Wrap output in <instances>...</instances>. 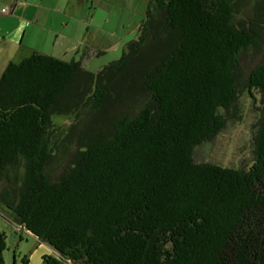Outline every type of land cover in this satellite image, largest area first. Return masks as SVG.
Returning <instances> with one entry per match:
<instances>
[{"label":"trees","instance_id":"obj_1","mask_svg":"<svg viewBox=\"0 0 264 264\" xmlns=\"http://www.w3.org/2000/svg\"><path fill=\"white\" fill-rule=\"evenodd\" d=\"M236 15L234 0H151L138 39L97 73L40 52L8 65L0 203L56 250L46 264H264V109L248 170L193 155L243 89L264 95V60L245 86L240 66L258 24ZM55 115L82 134L52 180ZM7 249L0 231V264Z\"/></svg>","mask_w":264,"mask_h":264},{"label":"rangeland","instance_id":"obj_2","mask_svg":"<svg viewBox=\"0 0 264 264\" xmlns=\"http://www.w3.org/2000/svg\"><path fill=\"white\" fill-rule=\"evenodd\" d=\"M150 1L48 0L51 11L49 13L54 17L56 25L50 43L43 41L41 47H46L45 54L68 62H81L88 71L97 73L108 64L119 60L127 51V46L138 39L139 28L147 14ZM234 3L237 22L250 25L252 20L255 21L260 38L258 47L241 54L240 66L245 77V86L246 77L264 60V0H234ZM74 20L77 26L70 25ZM88 27L92 28L88 31ZM95 34L96 47L84 45V39L89 40ZM99 51L103 53L99 54ZM31 55H25L16 62ZM2 72L3 69L0 68V78ZM263 109L264 95L257 89H243L233 111L234 117L228 122L225 130L212 142L194 150L196 162L242 170L251 168L255 162ZM53 121L56 125V158L49 166L48 172L52 180H56L72 165L80 150L82 133L71 132L73 117L55 115ZM0 211V231L8 235V249L4 258L7 264H21L23 257H32L39 243L29 231L17 229L19 224L15 216L1 203ZM17 233L19 236L16 237Z\"/></svg>","mask_w":264,"mask_h":264},{"label":"crops","instance_id":"obj_3","mask_svg":"<svg viewBox=\"0 0 264 264\" xmlns=\"http://www.w3.org/2000/svg\"><path fill=\"white\" fill-rule=\"evenodd\" d=\"M5 9L8 10V13L3 12ZM49 9L48 0H0V68L3 69L2 73L11 62L19 61L18 59L25 55L46 52V47L42 48L41 44L43 41L50 43L56 25ZM75 22V20L70 22V25L77 26ZM91 28L88 27L87 30L89 31ZM96 31L97 29L94 30L95 33ZM94 36L96 34L89 40L85 38L84 45L96 47L97 41ZM99 52V54L103 53ZM25 230L22 229V231ZM17 236H19L18 233ZM36 240L39 243L38 248L32 257H29L32 264H46L44 260L46 256L59 257V254L50 245L38 238Z\"/></svg>","mask_w":264,"mask_h":264},{"label":"built area","instance_id":"obj_4","mask_svg":"<svg viewBox=\"0 0 264 264\" xmlns=\"http://www.w3.org/2000/svg\"><path fill=\"white\" fill-rule=\"evenodd\" d=\"M3 12H4V13H8V10H7V9H5ZM1 215H2V213H1V211H0V218H1ZM17 229H20V230H22V229H23V227H22L21 225H19Z\"/></svg>","mask_w":264,"mask_h":264}]
</instances>
